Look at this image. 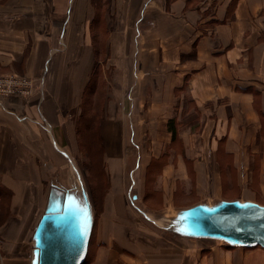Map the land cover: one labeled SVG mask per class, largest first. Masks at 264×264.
Listing matches in <instances>:
<instances>
[{"label": "crops", "instance_id": "obj_1", "mask_svg": "<svg viewBox=\"0 0 264 264\" xmlns=\"http://www.w3.org/2000/svg\"><path fill=\"white\" fill-rule=\"evenodd\" d=\"M102 23L109 63L120 72L111 102L125 107L130 87L146 108L135 114L132 145L141 148L139 135L156 136L135 167L162 169L141 176L143 192L132 194L135 171L129 189L120 174L133 160L122 144L124 113L100 120L112 175L91 264H264L263 247L172 238L136 212L148 182L160 193L155 213L175 209L179 191L223 194L226 182L264 205V0H0V75L34 80L32 95L11 96L0 109V263L31 264L25 233L32 224L34 237L54 186L40 151L63 149L57 130L74 134L71 112L91 82Z\"/></svg>", "mask_w": 264, "mask_h": 264}, {"label": "rangeland", "instance_id": "obj_2", "mask_svg": "<svg viewBox=\"0 0 264 264\" xmlns=\"http://www.w3.org/2000/svg\"><path fill=\"white\" fill-rule=\"evenodd\" d=\"M101 30V40L97 44V64L95 65V70L90 79L92 80L90 82V89H88V91L85 93L82 106L78 109H73L71 112L74 134L68 137L60 135L59 130H57L58 133L56 134V138L60 143H62L61 145L63 149L58 150L57 147L55 148L53 145H47V151H45L46 153L44 152V149H41L40 151V153L43 154L42 157L45 158L44 160H46L47 158V161L45 163L46 168H49L48 171L52 176V182L54 183V185L60 186L59 189L72 188L80 193H82V191H86L89 197V201L92 205L95 215V227L90 241V251L86 261L83 264H91L94 252L96 250L95 241L98 227L97 222L99 213L103 206V201L105 200L106 192L108 191L110 186V178L112 175L105 161L106 147L99 131L100 120L103 117H108L116 113L118 109L122 110L124 113V115H122L123 118L121 119V121L126 126V130L128 132L125 133L122 144L124 146V152L131 155L133 157V160L131 163H128V165H126V168H124V170H126L125 172L123 171V168H121L122 172L120 171V174L124 177L126 188L129 189L132 186L131 170L135 171L134 176L138 182L133 188L132 194L143 192L142 188L144 184H139V179L141 178V176H156L160 174L162 169L160 164L150 166L148 167V169L143 166L141 168L135 167V160H137L138 157L148 156L147 154L150 153L151 150V143L153 139L152 137L156 136L149 134L139 135L138 138H142L141 140L136 136V138L139 140L138 142L140 143L141 148L138 149L137 147L132 145L131 132H133V129L131 126L135 121V114L137 113L139 108H141V110H144L146 108L140 107V105L136 101L135 94L130 91V87L127 88L125 94L126 108L124 107L123 102H114V100L113 103L111 102V100L116 96L118 89L120 88V72L115 68L114 65L110 64L108 60L109 56L106 45L107 34L104 33L106 31L104 23L101 24ZM93 83H95L97 86L95 88V92L93 90ZM118 96L119 95H117V97ZM119 100H121V97ZM186 103L188 108L191 109L192 104L189 101L188 97H186ZM133 128H136L135 125L133 126ZM73 161L78 165L82 172L84 184L81 183L80 185L78 181V174L72 165ZM189 172L190 176L193 177L194 174L192 173L191 169L189 170ZM230 175L233 176L235 175V173L230 172ZM153 187L154 185L152 183L148 182L145 184V194L143 195L144 199L139 202V205L142 207V212H139L137 210L136 212L138 213V216L142 219L144 224H147L150 228L156 230L157 232H165L166 236L172 238H177L180 236H178V234L174 232V228H170L167 230L165 227L173 223L175 214L179 208L193 205L204 199H208L210 200V203H214L221 198L233 200L238 198L247 199V197L250 196L248 195L250 193L249 189L239 190L235 182H226L223 194H221L220 191H215L213 189L206 190L204 195H197L194 192V188L192 189V193H184L179 191L176 201L177 207L175 209L173 208V210L168 212L155 213L150 211H153L152 209L157 210L161 208V206L158 203V201H160V193L157 190H154ZM258 199L264 203V197L259 196ZM128 206L130 208H133L131 205H129V203ZM31 229L32 224H29V227L25 233L26 238L23 247V254L27 253L28 256L31 255V249L33 247V238H30L29 235ZM198 240H200V242L206 246L213 245L215 243L226 244L220 239L211 237H198ZM257 247L261 246L246 247V249H253ZM0 249L2 248L0 247Z\"/></svg>", "mask_w": 264, "mask_h": 264}, {"label": "water", "instance_id": "obj_3", "mask_svg": "<svg viewBox=\"0 0 264 264\" xmlns=\"http://www.w3.org/2000/svg\"><path fill=\"white\" fill-rule=\"evenodd\" d=\"M78 181L81 179L76 167ZM95 222L86 191L54 185L33 237L31 264H83ZM180 237H211L227 245L264 248V205L249 199L218 200L182 209L173 223Z\"/></svg>", "mask_w": 264, "mask_h": 264}, {"label": "built area", "instance_id": "obj_4", "mask_svg": "<svg viewBox=\"0 0 264 264\" xmlns=\"http://www.w3.org/2000/svg\"><path fill=\"white\" fill-rule=\"evenodd\" d=\"M34 80L27 75L10 72L0 75V109L6 110L4 102L11 95L28 97L33 94Z\"/></svg>", "mask_w": 264, "mask_h": 264}, {"label": "bare ground", "instance_id": "obj_5", "mask_svg": "<svg viewBox=\"0 0 264 264\" xmlns=\"http://www.w3.org/2000/svg\"><path fill=\"white\" fill-rule=\"evenodd\" d=\"M58 146H59V144H58ZM73 164H74V166L76 167L78 173L80 174L81 179L84 181V179H83V175H82V172H81L80 168L78 167V165H77L74 161H73ZM220 200H222V199H220ZM47 202H48V196H47V199H46V202H45V204H44V207H43V211H42V212L45 211L46 206H47ZM182 209H185V208H182ZM182 209H181V210H182ZM179 211H180V210H177L175 216L178 214ZM94 225H95V223H94ZM93 228H94V226H93ZM34 229H35V228H34ZM33 233H34V231L32 232V235H33ZM91 236H92V235H91ZM185 238H196V239H198V237H185ZM90 244H91V243L89 242L87 256H88L89 251H90ZM86 258H87V257H86ZM31 259H32V258H31ZM263 259H264V258H263ZM263 259H262V260H263Z\"/></svg>", "mask_w": 264, "mask_h": 264}, {"label": "trees", "instance_id": "obj_6", "mask_svg": "<svg viewBox=\"0 0 264 264\" xmlns=\"http://www.w3.org/2000/svg\"><path fill=\"white\" fill-rule=\"evenodd\" d=\"M92 81V80H91ZM95 82V81H94ZM97 86H96V84L95 83H93V90H94V92H95V88H96ZM88 89H90V83H89V85L87 86V88H86V92L88 91ZM85 92V93H86ZM91 92H93V91H91ZM173 119H171L170 121H169V123H168V125H169V128L170 129H172V131H173V136L175 137V132H174V127H173Z\"/></svg>", "mask_w": 264, "mask_h": 264}]
</instances>
